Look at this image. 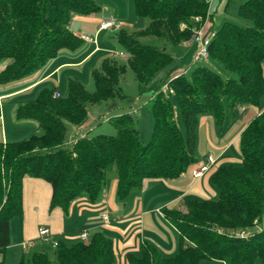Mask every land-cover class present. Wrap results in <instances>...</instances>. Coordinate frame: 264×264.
<instances>
[{"label":"trees","instance_id":"16d2710c","mask_svg":"<svg viewBox=\"0 0 264 264\" xmlns=\"http://www.w3.org/2000/svg\"><path fill=\"white\" fill-rule=\"evenodd\" d=\"M208 5L205 0H133L135 16L147 18L149 23L137 32L120 30L114 34L126 54L125 64L103 58L90 73L92 92L73 77L67 80L64 95L53 97V89H43L33 100L17 104L14 118L35 121L38 133L16 142H0L1 253L9 244V220L21 213L24 176L48 182L50 208L66 211L80 198L96 204L105 172L114 168L116 195L124 201L146 181L175 179L196 162L199 116L211 114L221 123L225 109L235 115L237 106L259 104L264 96V0H245L237 15L251 26L224 22L207 47V58L235 78L223 80L206 67L172 79L173 71L169 72L164 81L154 84L146 101L152 119L147 142L139 139L128 111L106 118L115 135L87 136L103 117L100 114L99 120L91 123L93 109L89 108L102 109L125 98L118 86L125 67L133 71L142 91L172 64L174 57L167 47L174 49L190 37L193 19L205 18ZM98 10L94 0H0V64L7 63L0 70V84L38 70L61 50L79 48L81 41L69 29L71 17L91 16ZM147 38L154 41L145 43ZM165 91L179 110L182 131ZM66 125L72 127L69 148L64 144ZM239 151V165L221 166L210 177L209 183L217 192L215 200H185V213L173 207L161 209L178 232V247L172 256L164 257L145 243L139 256H125V264H200L202 260L227 264H254L258 260L264 264L263 228L246 238L229 235L231 230L252 227L254 220L264 218V111L241 132ZM57 243L50 254L42 249L21 258L18 264H115L113 241L102 232H93L85 243Z\"/></svg>","mask_w":264,"mask_h":264},{"label":"crops","instance_id":"0c3cea01","mask_svg":"<svg viewBox=\"0 0 264 264\" xmlns=\"http://www.w3.org/2000/svg\"><path fill=\"white\" fill-rule=\"evenodd\" d=\"M107 17H112L124 25L123 19L113 15L103 18L74 15L69 29L75 36L85 34L76 32L74 28L80 20L96 23L92 35L97 40L96 45L83 42L74 51L61 50L38 70L19 80L0 84V142H16L38 133L35 121L14 118V111L19 102L33 100L43 89H53L56 95H64L69 78L74 77L81 81L82 75L86 79V75H90L91 70L99 66L101 60L107 56L108 46L106 41L98 40L101 32L98 25ZM210 22L211 20L209 26ZM178 47L195 49L196 45L192 43L190 47ZM100 50L105 51L103 56L97 55ZM89 62L92 64L87 66ZM6 64L2 62L0 70ZM261 70L264 76V62ZM262 111L264 96L256 106L238 107L235 115L225 109L221 123H217L211 114L199 116L194 153L196 162L175 179L146 181L141 190H133L122 201L123 209H119L116 195L117 174L114 170L110 175L105 172L104 187L96 204H89L86 199L80 198L73 201L66 211L58 207L50 208L51 186L48 182L24 176L21 186V213L9 220V244L2 253L0 252V264H8L9 261L12 263L18 257L20 261L33 252L41 251L45 247L50 248V243L42 240L38 234L41 228L48 231L50 240H57L66 245L78 242V234L81 232H86L88 238L93 232H103L113 241L115 264H125V256L141 251V246L145 243L154 246L164 257L172 256L177 251L178 232L163 216L161 209L173 207L180 210L185 200L214 195L209 183L211 175L220 165L239 161V136L250 120ZM96 114L102 115L101 110L95 109L90 115L92 117ZM175 120L178 124L177 118ZM208 155L214 158V164L201 179L194 180L192 171L199 161ZM101 212L108 213L109 223L105 224L100 220ZM206 264L225 263L211 260Z\"/></svg>","mask_w":264,"mask_h":264},{"label":"rangeland","instance_id":"374dc122","mask_svg":"<svg viewBox=\"0 0 264 264\" xmlns=\"http://www.w3.org/2000/svg\"><path fill=\"white\" fill-rule=\"evenodd\" d=\"M94 1H95L96 5L99 7V10L93 14L94 17L99 18V16H100V18H103L104 16L113 15L115 18H118V19L120 18L121 20L123 19L122 22L124 25H122V23L119 22L121 24V28L115 32L99 30L101 32L99 33L98 40H99V42H102V41L107 42L108 51L106 52V54H107L106 57L115 58L118 62L125 64V57H120L119 55L113 54L115 52L116 53L122 52V48L114 39V34L120 30L125 31L126 33H133V32H137L139 30H143L148 25L149 20L147 18H144V17L140 18V17L135 16V14L133 12V0H94ZM243 1H245V0H211L209 2V5H208V12H207L206 17L200 19L197 22L193 21L194 27L191 29L190 37L187 40H184L181 43H179V45H182L184 47H186V46L190 47V45L192 43H195L193 41V36H194L193 30L194 29L198 30V27H201V28L203 27V33L207 34V32L209 31L208 27L212 28L211 31H215L224 22H230V23L236 24V25L241 26V27L251 26V22H249L245 19H242L237 15V8ZM73 16L71 17L69 25L74 20ZM107 18H109V17H107ZM210 20H211V22H210L211 26L208 25ZM95 26H96L95 22L91 23L90 21L80 20V22H78L74 28H76V32H78V33H85V34H80V35H86L88 37H93L92 36L94 34L93 31H95V29H96ZM180 27H183V26L180 25ZM98 28H99V25H98ZM80 35L79 34L76 35V37L79 40H80V37H79ZM93 38H94L95 42H84L83 40H80V41H81V43H83V42L84 43H92V44L96 45L97 40L95 37H93ZM150 41L152 42L154 40L150 39V38H147L144 40L145 43H149ZM195 45H196V43H195ZM167 50L170 51V53L174 57L172 64L170 66L166 67L165 69H163L162 71H160L159 73H157L155 75V77L153 78V80L142 91L138 90L137 82L135 80L133 71L129 67H127V66L125 67V71L123 72V74H121L119 76V79H118V86L121 89L122 93L125 95V98H123V100L111 101L107 107H104L102 109H98V110H101L103 117L100 120H99L100 114H96V115L91 117V120H90L91 123L97 122L98 120L99 121L97 122L96 126H93V128L88 132V134H87L88 137H92V136H96V135H115L114 128L106 121V118L115 116L116 113L119 114L121 112L123 113V112L128 111L129 114L131 115V118L135 121V123L137 125L139 139L143 143L147 142L149 137H150V133H151L152 119H151L150 110H149L148 105L146 104V101L152 95V87H154V84L160 83L161 81L165 80L167 73H169V72H172V71L175 72L176 71L175 73H177L178 71H186L185 75L188 76L194 68L206 67V68L210 69L211 71L215 72L223 80L229 79V78H235L234 74L229 73L226 70H224L222 68V66L215 60H211L209 58L204 59V60H195L196 47H195V49H194V47L190 48V49H185V48H181V47H176L174 49H172V48L170 49L167 47ZM104 54H105V51L100 50V52L97 55L103 56ZM90 64H92V62H89L87 64V66H89ZM175 73H173V74H175ZM171 76L169 77V79H171ZM82 79H81V82H82L84 88L87 91L92 92L94 90V85H93V82H92L90 75L89 74L86 75V79L82 75ZM62 94H64V93H62ZM164 95L167 97L168 101L170 102L171 106L173 107L174 117L177 118L178 126L182 131V126H181L182 123H181L180 113H179V110L176 108L175 101H174L173 97L170 94H168V92L165 91ZM238 107H240V106H237L236 109H238ZM89 109H91V110L93 109V111H94L93 107H90ZM66 128H67V142H65L64 144H65L66 148H69L70 140H71V136H72V135H70V131H71L72 127L70 125H66ZM7 130H8V127L6 125V131ZM11 132L12 131L10 130L9 133H11ZM237 151L239 153V161L228 163V164H222L219 167L225 166V165H239L241 163V160H240L241 155H240V151L239 150H237ZM112 170H114V168L107 169L106 170L107 175H110ZM210 187L214 191V195L208 194L205 197H195V199H197V200H215L217 198V192L211 184H210ZM118 203H119V207H120L119 209H123L122 204H124V202H122L118 199ZM179 211L182 213L186 212L185 204H183V206L180 208ZM114 215L117 216V214H114ZM118 215H121V213H118ZM17 224H18V222H17ZM262 228L264 229V218L261 222L254 220L252 223V227H248L245 229H235V230H231V232L232 231H238V230H246L249 233H253L254 231H256L258 229H262ZM103 234L105 235V233H103ZM50 248L45 247L46 251H48L49 254L51 253L52 249H54L53 247H50ZM135 254L139 256L140 251L135 253ZM10 256H9V258H10ZM18 261H19V257L16 261H14L12 263H11V261H9L10 263H8V264H17ZM209 261H211V260H202L200 262V264H206ZM225 264H227V263L225 262ZM254 264H260V262L258 260H256L254 262Z\"/></svg>","mask_w":264,"mask_h":264},{"label":"built area","instance_id":"2783aa9c","mask_svg":"<svg viewBox=\"0 0 264 264\" xmlns=\"http://www.w3.org/2000/svg\"><path fill=\"white\" fill-rule=\"evenodd\" d=\"M208 2L211 0H205ZM201 18L195 17L194 21H199ZM121 28V24L116 21L114 18L109 17L103 19L99 23V28L98 30H105V31H110V32H115ZM193 41L196 43V50H195V60H204L207 59V47L209 45L210 40L214 36V31H208L207 34L203 33V27H198V30L194 29L193 30ZM80 40H83L84 42H95L93 37H88L86 35H80ZM113 54L119 55L120 57H126V54L123 52H115ZM186 71H178L177 73L173 74L171 76V79L180 75L184 74ZM163 90L166 89V84L163 85L162 87ZM53 96L55 97L56 94L54 93ZM214 158L211 155L206 156L204 159L199 161L198 165L194 168L192 171V178L194 180H199L208 170L209 168L214 164ZM100 220L107 224L110 222V217L108 213L106 212H101L99 214ZM257 223V222H256ZM259 230V229H258ZM39 236L42 238V240L49 242L51 247L55 248L57 246V240H50L48 231L46 229H39L38 231ZM232 237L236 238H246L249 235V232L246 230H238V231H232L230 234ZM79 240L82 242H87L88 240V235L86 232H81L78 234Z\"/></svg>","mask_w":264,"mask_h":264}]
</instances>
